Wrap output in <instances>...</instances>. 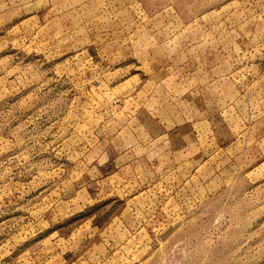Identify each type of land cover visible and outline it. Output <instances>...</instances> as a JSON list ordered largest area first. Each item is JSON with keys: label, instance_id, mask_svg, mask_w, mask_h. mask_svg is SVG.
Returning <instances> with one entry per match:
<instances>
[{"label": "rangeland", "instance_id": "obj_1", "mask_svg": "<svg viewBox=\"0 0 264 264\" xmlns=\"http://www.w3.org/2000/svg\"><path fill=\"white\" fill-rule=\"evenodd\" d=\"M0 264H264V0H0Z\"/></svg>", "mask_w": 264, "mask_h": 264}]
</instances>
